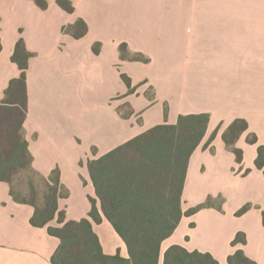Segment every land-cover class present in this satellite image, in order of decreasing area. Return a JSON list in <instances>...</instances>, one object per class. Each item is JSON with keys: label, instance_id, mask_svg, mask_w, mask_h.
<instances>
[{"label": "crops", "instance_id": "obj_1", "mask_svg": "<svg viewBox=\"0 0 264 264\" xmlns=\"http://www.w3.org/2000/svg\"><path fill=\"white\" fill-rule=\"evenodd\" d=\"M47 1L42 9L34 0H0V101L20 74L11 57L23 38L33 53L25 135L37 171L48 176L60 169L69 190L59 199L66 219L89 217L90 197L97 198L89 159L157 124L176 123L181 114L206 112L208 129L190 157L183 189L184 215L162 242L159 264L174 244L210 252L219 264H229V255L242 248L264 264V172L255 164L264 144V0H71L73 13ZM220 2L228 5L224 13L204 12ZM78 18L88 32L74 38L63 27ZM122 43L129 55L140 53L148 61L122 58ZM236 118L249 124L236 143L241 162L222 137ZM250 133L258 143L248 142ZM208 198L222 199V209L187 213ZM246 204L250 208L236 215ZM34 210L15 201L9 184L0 181V264H54L61 241L31 224ZM93 228L106 254L129 257L105 217L93 221ZM238 232L247 241L233 246Z\"/></svg>", "mask_w": 264, "mask_h": 264}, {"label": "trees", "instance_id": "obj_2", "mask_svg": "<svg viewBox=\"0 0 264 264\" xmlns=\"http://www.w3.org/2000/svg\"><path fill=\"white\" fill-rule=\"evenodd\" d=\"M34 1L42 9L48 7L47 0ZM57 3L69 13L75 10L71 0H57ZM63 31L81 38L87 34L88 24L78 18L64 26ZM127 49L126 43L120 45L122 58L148 61L140 53L129 55ZM93 50L98 53L100 43H95ZM32 56L24 39L20 38L11 57L20 74L10 80L0 101V181L9 184L15 201L34 207L30 219L32 225L46 227L51 235L60 239L51 259L54 264H159L162 242L173 234L184 215L182 194L190 157L206 135L210 114H181L176 123L157 124L100 157L89 159L88 168L97 198L90 197L89 217L67 220L65 210L59 209V199L69 194L61 181L60 169L56 167L48 176L37 171L25 135L24 124L29 110L27 71ZM121 77L128 86V93H133L135 87L130 77L124 73ZM248 128L246 119L236 118L222 135L238 162L243 160V150L236 143ZM248 142L258 143V136L250 133ZM255 164L264 172V144L258 145ZM23 176L27 182L22 180ZM217 199L222 202L220 198H208L187 213L193 214L215 205L222 209ZM249 208L250 204L244 205L236 215L244 214ZM103 217L126 243L129 257L120 252L114 255L104 252L93 228V221L100 223ZM54 220L56 225L52 224ZM246 241V234L238 232L232 245L245 244ZM228 262L258 264L242 248L230 254ZM163 264L219 262L210 252L189 251L174 244L166 250Z\"/></svg>", "mask_w": 264, "mask_h": 264}, {"label": "rangeland", "instance_id": "obj_3", "mask_svg": "<svg viewBox=\"0 0 264 264\" xmlns=\"http://www.w3.org/2000/svg\"><path fill=\"white\" fill-rule=\"evenodd\" d=\"M225 8H228V5L223 4L222 2H220L219 4L218 3H216V4L210 3L208 9L204 10V12H207L208 14H210V13L219 14V13H224ZM184 12H186V11H184ZM197 13H198V15L200 13L201 14L203 13L200 5H198V11H197ZM22 180L24 182H27L26 176H23V179ZM216 202H219V199H217Z\"/></svg>", "mask_w": 264, "mask_h": 264}]
</instances>
